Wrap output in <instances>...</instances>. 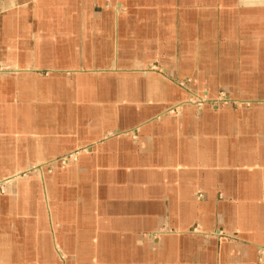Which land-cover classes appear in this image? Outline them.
<instances>
[{
  "label": "crops",
  "instance_id": "crops-1",
  "mask_svg": "<svg viewBox=\"0 0 264 264\" xmlns=\"http://www.w3.org/2000/svg\"><path fill=\"white\" fill-rule=\"evenodd\" d=\"M0 79V264H264V0H0Z\"/></svg>",
  "mask_w": 264,
  "mask_h": 264
},
{
  "label": "rangeland",
  "instance_id": "rangeland-1",
  "mask_svg": "<svg viewBox=\"0 0 264 264\" xmlns=\"http://www.w3.org/2000/svg\"><path fill=\"white\" fill-rule=\"evenodd\" d=\"M145 70H153V71H158V69H156V68H146ZM180 86L181 87H186L185 86V84L184 83H181L180 84ZM198 95V94H197ZM201 94H199V96H200ZM201 97H202V95H201ZM226 99L227 98H224L223 97V95H221V96H219L217 99H215V100H211V99H208L207 98V101L206 102H204V103H199V102H196L195 100H191V102H194V104H195V108L198 110V111H201L205 106H210L211 108H216V107H221V106H224L223 104H225V103H227V101H226ZM187 101V100H186ZM234 104V103H233ZM169 115H172V111L170 112L169 111ZM78 152L79 151H77V152H72V153H70V154H67V155H64V156H62L61 158H59V159H56L55 161L56 162H58V164H61L62 163V161H65L66 159H68V160H73L74 159V156L75 155H77L78 154ZM63 166V165H62ZM33 166H31V168H32ZM46 168H44V170H45ZM33 170V169H32ZM12 176V175H11ZM25 179V178H24ZM38 179H39V182H40V188H41V191H43V188H42V179L40 178V177H38ZM7 181V184H5V185H11L13 182H14V180L12 179V178H10V176L8 177V179H6ZM16 180H20V178L18 177ZM22 180H23V178H22ZM11 181V183H9ZM4 185V186H5ZM5 196V193H4V188L3 187H0V199H2V197H4ZM42 196H43V192H42ZM42 200H43V197H42ZM44 202V201H43ZM37 202H34V204L32 205V206H30L31 205V203H25L24 202V204L23 205H19V204H17L18 205V209H20L21 210V214H20V217L21 218H23V219H28L29 217V215H28V213H29V211H31V209H34L35 207H37L35 204H36ZM38 205V204H37ZM43 205H44V203H43ZM30 207V208H29ZM24 211V212H23ZM20 212V211H19ZM46 214V213H45ZM49 239V232L47 231V229H46V231H37L36 232V238L35 239H37V243H36V260L34 261L35 263H33V264H36V262H38L37 261V259L40 261V264H42V262L44 261V254L42 253L43 252V244L45 243V241H46V239ZM59 262V261H58ZM60 263H62V262H60Z\"/></svg>",
  "mask_w": 264,
  "mask_h": 264
},
{
  "label": "bare ground",
  "instance_id": "bare-ground-1",
  "mask_svg": "<svg viewBox=\"0 0 264 264\" xmlns=\"http://www.w3.org/2000/svg\"><path fill=\"white\" fill-rule=\"evenodd\" d=\"M61 54V53H60ZM1 80V79H0ZM58 87V86H57ZM55 88V87H54ZM193 94V93H192ZM206 99V98H205ZM187 102V101H186ZM186 104V103H185ZM5 107V106H4ZM11 110V109H10ZM184 112V111H183ZM175 113H176V111H175ZM13 127V126H12ZM1 128V127H0ZM60 165V164H59ZM68 165V164H67ZM41 168L40 167H35V168H33V170H40ZM30 171H31V169H29V173H30ZM26 173H27V171H25ZM42 173V172H41ZM31 174V173H30ZM20 174H16V175H14L13 177H12V179L14 180V182L10 185V186H12V187H14V189L17 187V178H18V176H19ZM69 178V177H68ZM7 180H0V187H3V188H6V187H9V185H5V184H7V182H6ZM9 183H11V181L9 182ZM5 185V186H4ZM23 186V185H22ZM11 188V187H10ZM7 189V188H6ZM32 192V191H31ZM18 193V192H17ZM46 197V196H45ZM29 199H30V197H29ZM4 200V199H3ZM1 202V201H0ZM6 203V202H5ZM3 204V203H2ZM9 206V205H8ZM16 207V206H15ZM4 208V207H3ZM6 209V208H5ZM4 209V210H5ZM4 210H2V211H4ZM37 211H39V210H37ZM1 214V213H0ZM4 215V214H3ZM44 215H45V213H44ZM38 216V215H37ZM10 217V216H9ZM16 217V216H15ZM38 218V217H37ZM9 219V218H8ZM40 220V219H39ZM46 221V220H45ZM34 224V223H33ZM5 225V224H4ZM41 225V224H40ZM52 225V224H51ZM10 226V225H9ZM35 227V226H34ZM51 227V226H50ZM38 229V228H37ZM36 229V230H37ZM8 230V229H7ZM35 230V231H36ZM14 231V230H13ZM39 231V230H38ZM35 233V232H34ZM3 236H4V234H2ZM13 235V234H12ZM4 240H6L5 238H4ZM10 242V241H9ZM5 243H7V242H5ZM3 246V245H2ZM2 251V250H1ZM43 253V252H42ZM15 254V253H14ZM18 254V253H17ZM16 257V256H15ZM36 257V256H35ZM58 258V257H57ZM10 259V258H9ZM18 259V258H17ZM3 261H4V259H3ZM5 261H7V259L5 260ZM9 261V260H8ZM10 263V262H9ZM8 264V263H7Z\"/></svg>",
  "mask_w": 264,
  "mask_h": 264
}]
</instances>
